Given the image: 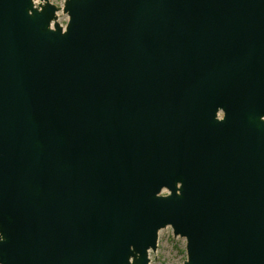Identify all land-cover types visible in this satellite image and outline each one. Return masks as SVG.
Segmentation results:
<instances>
[{
  "label": "water",
  "instance_id": "1",
  "mask_svg": "<svg viewBox=\"0 0 264 264\" xmlns=\"http://www.w3.org/2000/svg\"><path fill=\"white\" fill-rule=\"evenodd\" d=\"M168 226L264 264V0H0V264H150Z\"/></svg>",
  "mask_w": 264,
  "mask_h": 264
},
{
  "label": "rangeland",
  "instance_id": "2",
  "mask_svg": "<svg viewBox=\"0 0 264 264\" xmlns=\"http://www.w3.org/2000/svg\"><path fill=\"white\" fill-rule=\"evenodd\" d=\"M59 7L65 0H54ZM68 18L62 10L58 12V22L63 23ZM187 259L186 239L174 236L172 227L168 226L159 233L156 251H150V264H183Z\"/></svg>",
  "mask_w": 264,
  "mask_h": 264
},
{
  "label": "flooded vegetation",
  "instance_id": "3",
  "mask_svg": "<svg viewBox=\"0 0 264 264\" xmlns=\"http://www.w3.org/2000/svg\"><path fill=\"white\" fill-rule=\"evenodd\" d=\"M223 117H224L223 112L219 111V112H218V119H219V120H222Z\"/></svg>",
  "mask_w": 264,
  "mask_h": 264
},
{
  "label": "clouds",
  "instance_id": "4",
  "mask_svg": "<svg viewBox=\"0 0 264 264\" xmlns=\"http://www.w3.org/2000/svg\"><path fill=\"white\" fill-rule=\"evenodd\" d=\"M4 238H3V236L2 235H0V240H3Z\"/></svg>",
  "mask_w": 264,
  "mask_h": 264
}]
</instances>
